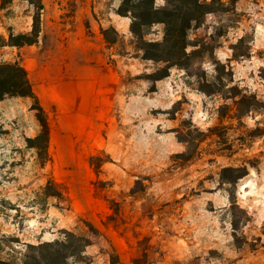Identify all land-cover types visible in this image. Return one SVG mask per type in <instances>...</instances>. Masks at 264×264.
I'll return each mask as SVG.
<instances>
[{
    "label": "rangeland",
    "instance_id": "374dc122",
    "mask_svg": "<svg viewBox=\"0 0 264 264\" xmlns=\"http://www.w3.org/2000/svg\"><path fill=\"white\" fill-rule=\"evenodd\" d=\"M42 2L38 42L14 47L35 8L0 0V64L27 65L48 124L37 139L29 97L0 111V260L52 243L66 264H264V106L234 116L236 94L264 105V0H215L188 70L144 58L122 0Z\"/></svg>",
    "mask_w": 264,
    "mask_h": 264
},
{
    "label": "trees",
    "instance_id": "16d2710c",
    "mask_svg": "<svg viewBox=\"0 0 264 264\" xmlns=\"http://www.w3.org/2000/svg\"><path fill=\"white\" fill-rule=\"evenodd\" d=\"M26 1L35 8L32 29L29 33L25 34H10L9 46H31L38 42L41 33V14L44 10V4L42 0ZM214 2L215 0L211 2L207 0H165L164 7L159 9L155 6V0H122L118 13L122 16L131 17L130 31L138 42V48L145 53V59L164 62L168 65V70L172 66L188 70L189 62L198 55L196 51L187 52L189 46H194L188 38V33L194 27H200L204 24L205 16L213 12L210 6ZM156 24H162L164 26L162 40L154 42L147 41L145 36L149 34V28ZM101 35L109 45L117 42V31L113 27L101 29ZM163 76L167 75H161L156 80ZM6 96L29 97L35 100L36 106L32 107V109L39 112L37 117L42 126V132L37 139L43 137L47 140V120L44 117L43 109L38 104V99L32 89L27 71L19 63L0 64V100ZM235 96H239V99L236 101L237 109L234 114L238 119L252 111L260 110L264 106L253 95L242 94L240 96L236 94ZM254 132L256 136L264 137L263 127L258 125ZM246 174L244 173L242 176ZM51 185L52 183L49 182L47 190ZM46 194L48 196H54L53 193ZM233 206L234 209L244 212L236 204ZM247 221L248 216L245 212L244 217H235L233 221L235 237H237L241 225ZM76 241L79 240L76 239ZM55 245L49 243L30 246V250L25 256L23 264H66V258L63 255L61 257L60 251H57L55 256L49 255L50 250ZM75 254H77V250H75ZM0 264L11 263L0 260ZM112 264H118V262L114 260Z\"/></svg>",
    "mask_w": 264,
    "mask_h": 264
},
{
    "label": "crops",
    "instance_id": "0c3cea01",
    "mask_svg": "<svg viewBox=\"0 0 264 264\" xmlns=\"http://www.w3.org/2000/svg\"><path fill=\"white\" fill-rule=\"evenodd\" d=\"M23 67L26 69L29 81H31V73L30 69L25 65L24 63L22 64ZM36 94V90H33ZM40 98V95H39ZM27 101H25L24 97H19V96H6L4 99L0 100V111L4 110L5 112H10V110L13 111H18L20 106L25 107L27 105ZM2 112V111H1Z\"/></svg>",
    "mask_w": 264,
    "mask_h": 264
}]
</instances>
